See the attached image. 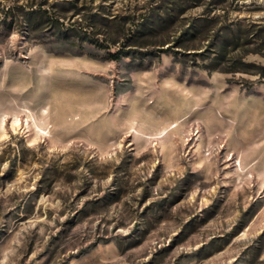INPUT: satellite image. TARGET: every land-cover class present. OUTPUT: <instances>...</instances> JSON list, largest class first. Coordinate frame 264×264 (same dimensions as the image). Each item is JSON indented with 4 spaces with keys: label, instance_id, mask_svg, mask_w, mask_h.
<instances>
[{
    "label": "rangeland",
    "instance_id": "obj_1",
    "mask_svg": "<svg viewBox=\"0 0 264 264\" xmlns=\"http://www.w3.org/2000/svg\"><path fill=\"white\" fill-rule=\"evenodd\" d=\"M262 25L264 0H0V264H264V82L226 71L264 65Z\"/></svg>",
    "mask_w": 264,
    "mask_h": 264
},
{
    "label": "trees",
    "instance_id": "obj_2",
    "mask_svg": "<svg viewBox=\"0 0 264 264\" xmlns=\"http://www.w3.org/2000/svg\"><path fill=\"white\" fill-rule=\"evenodd\" d=\"M36 11L34 10H30L27 12V14L30 16V18L32 19L33 18V14ZM41 16V15H40ZM59 30H61L60 28H58ZM257 37L259 38L257 43L260 47H257L254 51L255 52H260L264 55V26H259L258 29H257ZM239 39L236 40L235 44L237 47H239ZM231 40L229 37H226V38H223L222 39V44H221V48H223L224 50L227 49L228 45L230 44ZM130 54V51H124V49H118L117 51H114V52H111V57L115 60H118L120 59L122 56L124 55H128ZM227 56V55H226ZM224 56V57H226ZM235 62H238L242 65H245V67H238L237 65L234 66V67H231V69L229 70H226V71H239V70H243V71H247V72H253V70L249 69L248 67L249 66H253V67H257L261 70L259 71H256L259 75H260V79L262 82H264V65H258V64H255V63H252V62H246V61H243L242 59H239ZM234 62V63H235ZM236 64V63H235Z\"/></svg>",
    "mask_w": 264,
    "mask_h": 264
}]
</instances>
